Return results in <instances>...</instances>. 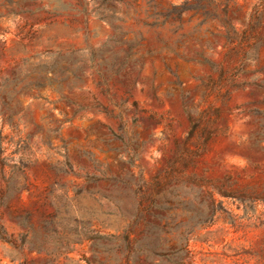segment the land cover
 <instances>
[{
  "label": "rangeland",
  "instance_id": "374dc122",
  "mask_svg": "<svg viewBox=\"0 0 264 264\" xmlns=\"http://www.w3.org/2000/svg\"><path fill=\"white\" fill-rule=\"evenodd\" d=\"M185 1L0 0V264H264V1Z\"/></svg>",
  "mask_w": 264,
  "mask_h": 264
},
{
  "label": "trees",
  "instance_id": "16d2710c",
  "mask_svg": "<svg viewBox=\"0 0 264 264\" xmlns=\"http://www.w3.org/2000/svg\"><path fill=\"white\" fill-rule=\"evenodd\" d=\"M188 12H193L196 15L200 14L202 17H204L205 20L210 18L218 20V22L224 29V34L221 35V37L225 40L224 48H234L238 45L243 50V52L246 48L252 50V44H250L251 39L248 36V29L252 28L251 24H247L246 29L242 32L238 31L227 16L228 5H225V7L221 9L222 16H220V14L218 13V8L213 4L211 0H191L185 1L179 6H174L172 7V11H169L165 15L161 16L164 19L162 24L165 25L166 23H168V21L173 18L172 16L175 17L173 21H180V19ZM180 30L181 25L174 30V34L178 33ZM187 36L181 35L178 41L181 42V40H184ZM169 53H173V50H169ZM149 54L152 55V51ZM244 56L245 52L243 53L241 61L244 59ZM200 64H207L212 71L217 70V67L215 65H212L205 60H202ZM219 73L222 75L224 72L222 69H220ZM210 83L213 84L214 80H211Z\"/></svg>",
  "mask_w": 264,
  "mask_h": 264
}]
</instances>
